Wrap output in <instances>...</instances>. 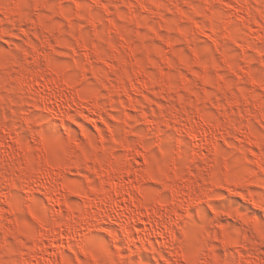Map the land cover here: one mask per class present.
<instances>
[{"label":"rangeland","instance_id":"obj_1","mask_svg":"<svg viewBox=\"0 0 264 264\" xmlns=\"http://www.w3.org/2000/svg\"><path fill=\"white\" fill-rule=\"evenodd\" d=\"M0 140V264H264V0H0Z\"/></svg>","mask_w":264,"mask_h":264},{"label":"bare ground","instance_id":"obj_2","mask_svg":"<svg viewBox=\"0 0 264 264\" xmlns=\"http://www.w3.org/2000/svg\"><path fill=\"white\" fill-rule=\"evenodd\" d=\"M56 76H57V78H59V79H62L63 80V82H65L66 84H67V86H72V82H71V80H69L68 78H66L65 76H64V74L62 73V72H60V71H56ZM58 79V80H59ZM203 119H205L204 121L206 122V123H208V125H210V126H212V127H221L220 125V123H218V122H215V121H213V120H211V119H207V118H203ZM196 127H194L193 126V128H191V134L193 135V137L194 138H196V137H198V136H200L201 134H203V135H206L207 133H208V131H207V133H206V131H205V129L201 126V125H195ZM211 130V129H210ZM202 135V136H203ZM207 135H209V134H207ZM206 135V136H207ZM208 139V138H207ZM1 141V140H0ZM113 169L114 170H116V172H118L119 174L122 172V170H123V168L121 167V166H119L118 164H115L114 166H113ZM123 192V191H122ZM122 192H120V190L119 191H117L116 190V187L115 186H113V187H110V189L107 191V195H108V198H110V199H113L114 197L116 198L117 196L119 197V196H122V198H123V193ZM177 195V194H176ZM174 197V196H173ZM152 202H151V199H148V198H145V199H143L142 201H140V202H138V204L140 205V206H142V207H144L145 209H146V213H147V215L148 216H150V217H154L155 215H157V208H156V206L155 205H153V204H151ZM156 203H157V205H159V207L161 206V207H168V205H170V203L167 201V200H164V199H158V200H156ZM172 205V204H171ZM108 212V211H107ZM114 213V212H113ZM117 213V212H116ZM87 215V214H86ZM159 216V215H158ZM94 217V216H93ZM83 218H86V216H83ZM118 221H120V219L118 220ZM131 222V225H130V228H127V226H126V229L125 230H131V228H132V231L133 232H136V234L137 233H139V232H142L143 230H144V227H142L136 220H132V221H130ZM66 228H68V229H70V226L69 225H66L65 226ZM123 228H125V227H123ZM156 231H158V230H156ZM43 232H44V230H43ZM123 232H125V231H123ZM133 232H131L130 234H132ZM145 232V231H144ZM46 232H44L43 233V236H44V234H45ZM51 234V233H50ZM127 234V233H126ZM141 234V233H140ZM47 235V234H46ZM50 237V236H49ZM51 238H52V241H54V243L55 242H57V233H55V232H52V234H51ZM28 264H38V262H32V261H29L28 262Z\"/></svg>","mask_w":264,"mask_h":264},{"label":"snow or ice","instance_id":"obj_3","mask_svg":"<svg viewBox=\"0 0 264 264\" xmlns=\"http://www.w3.org/2000/svg\"><path fill=\"white\" fill-rule=\"evenodd\" d=\"M241 209L246 210L250 215H260V226L264 228V214L253 213V210L246 205H241Z\"/></svg>","mask_w":264,"mask_h":264}]
</instances>
